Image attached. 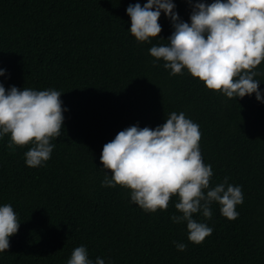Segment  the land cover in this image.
<instances>
[{
	"label": "trees",
	"instance_id": "16d2710c",
	"mask_svg": "<svg viewBox=\"0 0 264 264\" xmlns=\"http://www.w3.org/2000/svg\"><path fill=\"white\" fill-rule=\"evenodd\" d=\"M146 2L0 0V83L6 90L61 91L67 109L43 166H26L31 144L10 151L9 136L0 138V206L10 204L20 222L0 264H66L80 245L93 264L97 257L105 264H264V103L255 94L226 98L186 69L170 75L162 60L154 64L148 50L166 44L172 27L162 12L159 37L137 42L126 8ZM173 3L188 22L190 5ZM171 112L199 125L210 187L227 176L243 191L235 220L215 202L211 219L193 215L213 228L200 244L188 241L185 223L171 220L180 214L176 196L166 210L151 213L130 202V190L101 187L108 171L101 169L103 146L129 126L155 128Z\"/></svg>",
	"mask_w": 264,
	"mask_h": 264
},
{
	"label": "clouds",
	"instance_id": "9594fccd",
	"mask_svg": "<svg viewBox=\"0 0 264 264\" xmlns=\"http://www.w3.org/2000/svg\"><path fill=\"white\" fill-rule=\"evenodd\" d=\"M191 7L189 21L180 19L173 0H147L129 4L128 32L137 42L151 43L162 31L158 20L161 13L169 19L172 32L166 44L153 45L149 54L170 75H183L184 69L203 82L205 87L218 91L226 98H243L255 94L264 103V91L259 88L264 70L258 66L264 61V0H186ZM162 40V39H160ZM0 69V76L4 75ZM62 92L49 88L10 86L0 83V138L9 136L6 147L31 144L24 152L25 164L30 168L43 166L51 158L55 147L51 140L61 134L63 112ZM199 125L186 118L184 112H171L164 123L155 128L138 125L119 131L106 143L101 152L102 170H108L101 187H124L130 202L145 212L166 210L170 199L177 197L171 216L176 223H185L188 241L200 244L212 234L213 228L193 218L201 213L212 218L211 205L220 206V213L235 220L236 206L243 203L242 187L230 184L224 177L210 187L212 166L203 162L199 141ZM20 222L10 204L0 206V252L10 247L9 237L16 234ZM178 251L187 245L173 242ZM66 264H93L84 245L76 247ZM95 264H105L97 257Z\"/></svg>",
	"mask_w": 264,
	"mask_h": 264
}]
</instances>
